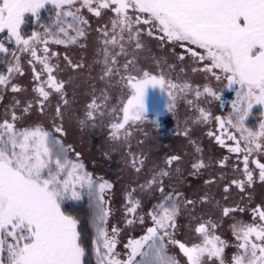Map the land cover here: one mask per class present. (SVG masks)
Returning <instances> with one entry per match:
<instances>
[{"label":"snow or ice","instance_id":"6c2138e0","mask_svg":"<svg viewBox=\"0 0 264 264\" xmlns=\"http://www.w3.org/2000/svg\"><path fill=\"white\" fill-rule=\"evenodd\" d=\"M78 3L79 7H76ZM49 5L56 10L53 24L45 26L42 33L33 32L25 38L21 34L25 18L35 16L38 20ZM82 8L97 17L101 16V10L110 9L115 14L111 29L104 27L100 30L104 37L105 68L101 79L120 72V68L116 67L119 53L110 54L109 46H119L120 53L127 54L125 42L131 46L134 41L135 49H141V25H145L149 36H153L158 29L160 40L166 39L181 47L193 45L204 50V54L200 55L193 48H188L193 58L209 62L203 71L212 73L219 81L221 76L214 71L219 70L226 76L229 87L239 86L229 118L216 117L221 129L216 140L225 145L226 134L227 139L235 145L229 151L244 153L246 181L232 180L231 183L241 191L246 182L251 184L253 173L248 168L249 156L253 152H264V123L256 132L245 127L253 106L264 105V0H0V33H6L7 38L14 39L20 51H30L34 61L43 66L47 75V79L41 81V73L33 68L34 79L40 81L34 91L42 98L41 111L53 92L63 95L65 88V82L58 80L54 74L58 66L49 63V40L55 44H66L84 37L88 21L80 14ZM69 30L75 35H70ZM37 44L44 46L43 56L38 55ZM0 52H8L3 42H0ZM13 56L16 64L8 68L7 76L0 75V86L9 83L13 72H20L19 58L15 53ZM65 59L73 69L83 67L67 57ZM179 59L183 60L184 57ZM134 63L135 58L123 65L128 75H122L120 79L128 94L121 109L122 120L110 126V136L114 140L120 137L121 130H124L126 139L130 136L126 129L129 123L148 121L159 127L156 116L150 118L148 114L150 108L146 90L149 87L158 88L166 94L164 107L167 112L175 108L174 93L191 87L187 83L181 85L168 80L163 73L157 75L137 69L136 74H132L131 66ZM20 90L19 86L12 85V91ZM203 93L219 98L209 86L203 88ZM201 94L197 89L196 96ZM67 104L68 101L64 100L63 105L66 107ZM30 107L31 103L24 111L27 112ZM88 107L87 116L94 119V113L99 111L100 105L93 99ZM199 111L198 119L208 121L211 118L210 113L203 108ZM56 116L63 118L59 104ZM16 120L13 112L11 122L7 119L0 122V264H85L87 252L78 230V221L62 210L66 199L79 200L85 194L95 227L93 250L97 264H178L169 255L165 244L166 237L171 239L172 234L168 229L175 228L179 211L173 201V194L166 195L164 201L155 206L151 214L153 227H149L146 235L139 240H129L125 246L129 249L127 259H120L115 251V237L119 230L113 227L109 234L105 226L110 211L104 207V193L112 185L106 180L94 179L78 160H70L68 150L49 132L39 126L17 130ZM80 123L83 125L84 121ZM226 125L238 132L239 138L228 131ZM62 131V126L56 127V132ZM241 141L244 142L243 148L240 146ZM76 155L79 157V153ZM131 155V166L139 172L144 161L135 154ZM226 159L220 161L221 166ZM179 160V156L173 155L167 158L166 163L171 166ZM253 162L259 169V179L264 182V163L259 159ZM192 167L198 171L205 165L200 160ZM168 175L167 170H161L148 183H156L158 176ZM160 190L163 192V187ZM225 191H228L227 187ZM174 195L179 197L181 194L177 192ZM185 203L192 204L193 201ZM138 205L139 201L133 203L128 212L135 213ZM230 211L234 210L224 208L223 214L227 216ZM253 211L260 223L254 220L251 224L233 225L237 240L242 241L239 244L242 251L233 256L232 264H264V208L257 207ZM132 222L128 221L129 224ZM196 231L204 236L202 245L189 247L179 240H171L187 257L188 264H204L205 256L215 257L219 264H224L225 242L219 236H210L206 224H200Z\"/></svg>","mask_w":264,"mask_h":264},{"label":"flooded vegetation","instance_id":"af4514ba","mask_svg":"<svg viewBox=\"0 0 264 264\" xmlns=\"http://www.w3.org/2000/svg\"><path fill=\"white\" fill-rule=\"evenodd\" d=\"M76 7H79V3ZM51 11L49 14H40L38 20L29 17L27 24L22 27L21 34L27 38L33 32L42 33L45 26L52 25L55 21L56 10ZM101 11V16L97 17L86 8L81 9L80 14L88 21L84 37H78L75 42L66 44H55L49 40V63L58 66L54 74L58 80L65 82V88L63 95L55 92L50 95L44 102L43 111L40 106L42 98L34 91L40 81L34 79L33 71L35 68L41 73V81L46 80L43 66L34 61L30 51H20L14 39L8 42V52L0 56V75L7 76L8 68L16 64L13 53L19 58L20 72H13L9 83L0 86V122L5 119L11 122L12 113L15 112L17 130L41 127L63 144L68 150L70 160H78L94 179L106 180L112 185V188L104 193V207L110 211L105 226L109 234L113 227L119 230L115 237V251L120 259H127L129 249L125 246L129 240H139L146 235L149 227H153L151 214L155 206L164 201L166 195L173 194V201L179 211L175 228L168 229L172 234L171 239L165 238L169 255L174 257L178 264H188L187 257L171 240H179L189 247L202 245L204 236L198 233L196 228L200 224H206L210 236H219L225 242L224 264H232L233 256L242 251L239 249L242 241L237 240L233 225L251 224L254 220L260 223L253 210L257 207L264 208V182L259 179V169L253 162L259 159L264 163V152H253L249 156L248 168L253 173V181L251 184L246 182L244 190L241 191L231 181H246L244 153L229 151V148L235 145L227 139L226 134L225 145L216 140V136L221 134L216 117L225 120L229 118L239 86L229 87L226 76L219 70H214L221 76L219 81L212 73L203 71L205 64L209 62L193 58L188 48H193L200 55L204 54V50L193 45L181 47L178 43L160 40L158 29L153 36H149L145 25H141V49H135L134 41L131 46L125 42L127 54L120 53L119 46H109L110 54L119 53L116 67L120 68V72L114 73L110 78L101 79L105 68L104 37L100 30L104 27L110 30L111 21L115 16L110 9ZM129 14H132L131 10ZM69 31L70 35H75ZM43 47L42 44L36 45L40 56L44 55ZM51 53L57 55L53 56ZM181 56L184 57L183 60L179 59ZM65 57L73 63L82 64L83 67L73 69ZM134 58L132 74H136L137 69L157 75L163 73L166 79L181 85L187 83L191 87L174 93L176 101L172 112L165 110L166 94L158 88L149 87L146 90L150 108L148 114L150 118L156 116L159 127L148 121L129 123L126 129L130 136L126 139L124 130H121L120 137L114 140L110 136V126L122 120L121 109L128 94L120 77L128 75L123 65ZM30 60L33 61L32 64L29 63ZM12 85L19 86L21 90L12 91ZM205 86L211 87L219 98L204 94ZM197 89L202 93L199 97L196 96ZM93 99L100 108L94 113V119H89L88 106ZM64 100L68 101L66 107L63 105ZM29 103L31 107L25 112L24 109ZM58 104L61 106L62 119L56 116ZM201 108L210 113L211 118L208 121L198 119ZM81 121H84L83 125ZM262 123L264 105H254L245 127L256 132ZM57 126H62L63 131L56 132ZM228 131L239 138V133L234 129L228 127ZM240 146L244 147L243 141ZM76 153H79V157ZM131 154L144 161L139 172L131 166ZM173 155L179 156L180 160L168 166L167 158ZM225 157L227 159L221 166L220 161ZM200 160H203L205 167L194 170L192 165ZM161 170H167L169 175L158 176V182L149 184L153 176ZM226 187L228 191H225ZM77 191L80 189L77 188ZM177 192L181 194L179 197L174 195ZM189 200L193 203H185ZM136 201H139L136 212L129 213L128 208ZM62 207L83 214V227L88 233L84 239L88 253L86 258L89 264H97L93 250L95 227L87 195L79 200L69 198ZM224 208L234 211L225 216ZM129 220L133 222L129 224ZM204 264H219V260L205 256Z\"/></svg>","mask_w":264,"mask_h":264},{"label":"rangeland","instance_id":"374dc122","mask_svg":"<svg viewBox=\"0 0 264 264\" xmlns=\"http://www.w3.org/2000/svg\"><path fill=\"white\" fill-rule=\"evenodd\" d=\"M54 8L51 6V5H49L48 7H47V9H45V10H43L42 12H41V14L42 13H45V14H49V12L51 13L52 11L51 10H53ZM32 17H35V16H32ZM28 18L29 17H26L25 18V23L22 25V27L24 28V26L27 24V20H28ZM36 19H37V17H35ZM22 27H21V30H22ZM12 39H9V38H7V34L6 33H0V42H3L4 43V45H5V47L7 48V45H8V42L9 41H11ZM3 54H5L4 52H0V56L1 55H3ZM67 200H69V199H66L64 202H63V204H62V206L63 205H65V203L67 202ZM65 208V207H64ZM67 210H69L68 208H66ZM62 210H63V207H62ZM66 210V211H67ZM65 211V212H66ZM69 211H71V210H69ZM72 213H75V212H73V211H71ZM70 212V213H71ZM77 212V211H76ZM66 214V213H65ZM67 215H70V214H67ZM71 215H73V214H71ZM80 216H81V221L83 220V218H84V216H83V214H80ZM80 221V222H81ZM83 243H84V239H83ZM87 252V251H86ZM88 254V253H87ZM6 255V254H5ZM85 264H89V262H88V260H87V258L85 257Z\"/></svg>","mask_w":264,"mask_h":264},{"label":"trees","instance_id":"16d2710c","mask_svg":"<svg viewBox=\"0 0 264 264\" xmlns=\"http://www.w3.org/2000/svg\"><path fill=\"white\" fill-rule=\"evenodd\" d=\"M67 209L66 208H63V211L65 212ZM71 211H69V210H67L65 213L66 214H73V215H71V216H73L74 218H76L77 219V221H78V230L80 231V233H81V235H82V237H83V239H85L87 236H88V233L86 232V229L83 227V220L81 221L80 219H81V216H80V214H78V213H70ZM81 221V222H80ZM84 244V243H83ZM84 246H85V248H86V245L84 244Z\"/></svg>","mask_w":264,"mask_h":264}]
</instances>
